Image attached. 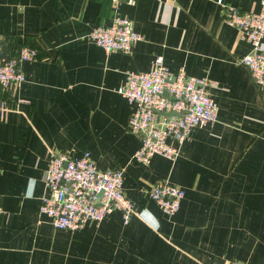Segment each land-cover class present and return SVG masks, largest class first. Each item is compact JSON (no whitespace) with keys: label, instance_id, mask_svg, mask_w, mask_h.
Masks as SVG:
<instances>
[{"label":"crops","instance_id":"obj_1","mask_svg":"<svg viewBox=\"0 0 264 264\" xmlns=\"http://www.w3.org/2000/svg\"><path fill=\"white\" fill-rule=\"evenodd\" d=\"M116 11L141 35L127 53L87 38L111 23V0H0L5 52H38L21 63L15 108L0 116V264H264V90L238 62L248 43L215 0H118ZM156 54L172 73L213 82L206 91L217 120L194 127L175 160L153 155L142 165L132 159L140 140L126 127L131 106L116 88ZM51 151L123 168L128 220L111 208L97 224L70 230L38 213ZM158 180L184 191L173 214L146 193Z\"/></svg>","mask_w":264,"mask_h":264},{"label":"built area","instance_id":"obj_2","mask_svg":"<svg viewBox=\"0 0 264 264\" xmlns=\"http://www.w3.org/2000/svg\"><path fill=\"white\" fill-rule=\"evenodd\" d=\"M215 2L221 7L222 21L236 28L239 38L249 45L248 53L238 62L247 68L254 85L264 90V0H259L256 11H241L222 0ZM111 4V23L92 28L87 38L106 53H127L141 35L128 18L117 13L118 0H111ZM2 41L0 36V48ZM5 54L7 57H0V116L15 108L9 98L23 81L21 63L38 56L36 49L28 45ZM212 84L207 77L186 75L182 69L170 72L160 54L150 59L145 71L125 72L116 92L131 106L126 127L140 140L132 159L142 165H147L153 155L173 161L194 127L216 122L218 108L206 91ZM122 180L123 168L98 169L87 152L73 157L51 151L42 177L45 192L39 197L38 213L54 227L70 230L86 222L97 224L111 208L119 210L122 220L127 221L133 208L122 189ZM183 192L167 180H158L146 190L168 215L178 209ZM231 264L245 263L237 259Z\"/></svg>","mask_w":264,"mask_h":264},{"label":"water","instance_id":"obj_3","mask_svg":"<svg viewBox=\"0 0 264 264\" xmlns=\"http://www.w3.org/2000/svg\"><path fill=\"white\" fill-rule=\"evenodd\" d=\"M5 50H6V45L2 44L1 48H0V57H7V55L5 54ZM162 94L165 96L167 95L166 91H163ZM99 193L100 192L97 193V197L99 196ZM95 203L97 204L96 201H95Z\"/></svg>","mask_w":264,"mask_h":264}]
</instances>
